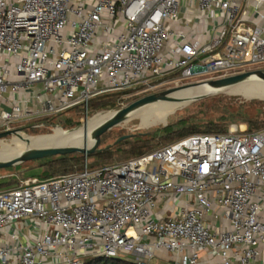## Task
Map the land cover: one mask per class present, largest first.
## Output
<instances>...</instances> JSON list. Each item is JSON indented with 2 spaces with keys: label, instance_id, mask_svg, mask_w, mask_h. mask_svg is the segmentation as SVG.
<instances>
[{
  "label": "built area",
  "instance_id": "built-area-1",
  "mask_svg": "<svg viewBox=\"0 0 264 264\" xmlns=\"http://www.w3.org/2000/svg\"><path fill=\"white\" fill-rule=\"evenodd\" d=\"M182 2L220 15L206 42L170 29ZM254 69H264V0H0V101L8 91L18 95L5 100L0 131L19 120L35 128L30 118L77 106L87 114L89 100L109 92L154 93L172 76L208 80ZM169 193L192 200L171 216L153 217ZM213 207L228 229L208 227ZM23 220L36 231L31 241L15 229ZM260 244L264 127L193 133L122 163L91 170L85 163L0 190V264H82L87 256L120 255L152 264L161 251L174 255L173 264H200V249L219 264H249Z\"/></svg>",
  "mask_w": 264,
  "mask_h": 264
},
{
  "label": "rangeland",
  "instance_id": "rangeland-1",
  "mask_svg": "<svg viewBox=\"0 0 264 264\" xmlns=\"http://www.w3.org/2000/svg\"><path fill=\"white\" fill-rule=\"evenodd\" d=\"M206 79L203 77L195 76L192 79H179L175 76L169 77L164 80V82L159 85L154 92L167 90L174 87L187 86L195 83L202 82ZM132 93L118 94L114 97L115 103L120 97H129L125 100V104L144 96L137 95L132 97ZM80 109V108H79ZM116 108H110L107 110L100 111H89L85 114L84 111H70L57 114L53 118L54 126L45 129L43 131H33L26 130L21 131V134L28 136H38V135H48L54 131L55 128H60L63 130H72L79 126H82L87 119H90L98 113H112ZM237 111L244 112L245 116H240L235 114ZM230 114L235 115V118L230 116ZM225 117L227 123V128L230 125L241 126L242 128L249 131L258 130L264 127V100L251 99L247 100L243 97L235 94H228L223 91L214 92L209 95L200 97L198 99L192 100L184 105H181L178 109L174 110L167 117L166 123H158L146 128L140 127V120L138 118H132L130 120H125L124 122L114 126L107 132L105 140L100 147H104L108 144H112L116 138L122 135H127V138L113 145L109 151L97 152L90 155L88 158H84V162L88 163V169L99 168L105 165H112L117 163H122L128 159L141 156L148 152H151L163 145L169 144L179 139L175 132L181 127V125L186 124L182 119L190 120L189 122L195 123L196 121H208L212 120L214 122L220 121L221 118ZM233 119V120H231ZM178 121V122H177ZM79 122V125H75ZM252 122L254 123L252 125ZM15 128H24L25 126H30L26 123V120H19L12 123ZM166 125H169L168 127ZM16 135L7 136L6 138L0 139V143L11 144L12 139ZM114 150V151H113ZM113 151V152H111ZM37 166L34 162H24L21 164H16L11 167L0 169V182L9 181V179H16L13 185H16L20 180L29 177V173ZM84 168V166H83ZM82 168V169H83ZM81 169V170H82ZM42 179V178H41ZM119 257L125 258L127 256L120 255ZM135 259V258H133ZM160 259L153 258L151 262L159 263ZM172 260V259H171Z\"/></svg>",
  "mask_w": 264,
  "mask_h": 264
},
{
  "label": "bare ground",
  "instance_id": "bare-ground-1",
  "mask_svg": "<svg viewBox=\"0 0 264 264\" xmlns=\"http://www.w3.org/2000/svg\"><path fill=\"white\" fill-rule=\"evenodd\" d=\"M215 91L204 83L191 85L170 94V97H173L171 100L157 101L137 108L127 116L126 120L138 118L140 120V127L142 128L158 123L165 124L168 115L181 105L191 102L198 96L210 94ZM221 91L239 95L247 100H264V82L255 77L223 88ZM110 115V112L98 113L90 119H87L82 126L68 131L55 128L48 135L28 136V134H21L20 136H16L12 139L11 144L0 143V160L18 156L30 148L52 146L89 147L93 142L91 139L92 130Z\"/></svg>",
  "mask_w": 264,
  "mask_h": 264
},
{
  "label": "crops",
  "instance_id": "crops-1",
  "mask_svg": "<svg viewBox=\"0 0 264 264\" xmlns=\"http://www.w3.org/2000/svg\"><path fill=\"white\" fill-rule=\"evenodd\" d=\"M90 3L92 0H87ZM220 22V15L217 11L210 12V14L200 13L196 9V5H193L191 8L187 6L186 2L180 3L179 6V17L177 21L170 23V29L174 33H182L186 36L188 41L197 40L200 43L207 41L209 37L208 30L212 24H218ZM101 33H98L96 36V41H101ZM175 40V39H174ZM32 90L36 92H41L40 85H35ZM30 91V90H29ZM26 93V92H24ZM22 92V94H24ZM17 93L8 91L5 93L4 98L0 101V110L7 109L8 105L5 100L17 98ZM44 95L42 96V98ZM8 98V99H7ZM45 98V97H44ZM30 107L35 110L38 106V103L33 99L29 98ZM38 118H30L34 123ZM27 121V120H26ZM192 198L187 195H173L167 194L158 199L157 205L153 211L152 216L156 218H164L171 216L175 213L176 209L180 206H184L191 201ZM205 222L214 231H221L222 229L226 230L229 228V222L222 216V210L218 207H213L211 211L206 215ZM15 229L19 232L24 240L31 241L36 235V231L33 230L30 221H19L15 224ZM258 254L254 260L249 264H264V244H260L257 247ZM160 259L159 262L162 264H173L174 255L170 252L161 251L157 253L156 257ZM172 259V260H171ZM47 264H51V259H47ZM199 263L200 264H219V259L209 249H200L199 250ZM153 264V263H152ZM159 264V263H154ZM233 264H238L234 262Z\"/></svg>",
  "mask_w": 264,
  "mask_h": 264
},
{
  "label": "trees",
  "instance_id": "trees-1",
  "mask_svg": "<svg viewBox=\"0 0 264 264\" xmlns=\"http://www.w3.org/2000/svg\"><path fill=\"white\" fill-rule=\"evenodd\" d=\"M118 94H120V93L109 92V93L101 94V95H98V96L91 98L88 102V111H89V108L91 111H100V110H107L110 108H115L116 103L114 101V97H116ZM79 108L80 107L77 106V107H74V108L69 109V110L64 111V112H70V111H74V110L79 111V112L82 111L81 108L80 109ZM61 113H63V112H61ZM57 114H60V113H57ZM57 114H53V115H49V116L39 118V119L35 120V122L33 123V124H38L37 127L34 128V127H32V124H29L30 126H25L24 128H22L23 129L22 131H26V130L43 131L45 129H48V128L54 126L53 118ZM235 114L240 115V116H245L244 112H242V111H237ZM230 116L235 118V115L230 114ZM231 120H233V119H231ZM180 121H184V122H186V124L181 125V127L175 132V134L179 138L186 136V135H189V134L198 133V132H203V133L225 132L227 130V123H225V122H228V121H226L225 117L221 118L220 121H223L221 123L214 122L212 120L203 121V122H201V121L197 122L196 121L195 123L189 122L190 120H186V119H182ZM253 124L254 123L252 122V125ZM75 125H79V122H77ZM166 126L168 127L169 125H166ZM251 128H253V127L251 126ZM251 128L248 130H251ZM64 131H68V130H64ZM107 132H109V130ZM107 132L102 134L99 148H103L100 146L103 143V141L105 140ZM113 145H115V144H113ZM103 151H106V152L109 151L110 152V149L108 148L105 150H101L100 152H103ZM113 151H111V152H113ZM94 153H97V151ZM94 153H91V154L85 156L81 153L75 152V153H70V154H65V155H55V156H51V157H47V158L28 161V162L37 163V166L29 169V170H33L31 173H29V177L32 176V177H38L40 179L41 178L46 179V178L54 177L57 175L69 174V173H73L76 171H80L85 164L84 158H88L90 155H92ZM86 165L88 167L89 164L86 162ZM14 181L16 182V179L13 178V179H9V181L0 182V190L6 189V188H12V187H15L19 184V182H17L16 185H13ZM82 264H137V263L131 257L105 258V257H100V256L99 257L87 256L83 259Z\"/></svg>",
  "mask_w": 264,
  "mask_h": 264
},
{
  "label": "water",
  "instance_id": "water-1",
  "mask_svg": "<svg viewBox=\"0 0 264 264\" xmlns=\"http://www.w3.org/2000/svg\"><path fill=\"white\" fill-rule=\"evenodd\" d=\"M252 77H255L264 82V69H254V70L246 71V72L231 75V76L221 77L217 79H208V80H204L202 82L191 84V85L204 83V84H207L210 88L216 90L215 92H219L223 88L244 82ZM191 85L174 87L168 90L144 95L130 102L126 106L112 112L108 118H106L103 122H101L99 125L94 127V129L92 130L91 139L93 140V142L91 146L89 147H86V146H52V147L30 148L18 156L5 159V160H0V169L11 167L16 164H21V163L28 162V161H33V160L55 156V155H65V154L77 152V153H81L87 156L96 151L100 152L101 150L108 149L113 144H116L126 139L127 135L119 136L118 138L115 139V141L112 144H108L103 148H99L102 134L112 129L114 126H117L118 124L124 122L127 116L132 111L136 110L137 108L147 105L149 103L157 102V101L171 100L173 97H170V94H172L173 92L177 90H180L182 88H185ZM206 95H209V94H206ZM206 95L198 96L195 99H198ZM22 130H23L22 128H14V129L0 131V139L6 138L7 136H11V135L20 136V132Z\"/></svg>",
  "mask_w": 264,
  "mask_h": 264
},
{
  "label": "flooded vegetation",
  "instance_id": "flooded-vegetation-1",
  "mask_svg": "<svg viewBox=\"0 0 264 264\" xmlns=\"http://www.w3.org/2000/svg\"><path fill=\"white\" fill-rule=\"evenodd\" d=\"M168 90V89H167ZM161 91H164V90H161ZM157 92H160V91H157Z\"/></svg>",
  "mask_w": 264,
  "mask_h": 264
}]
</instances>
